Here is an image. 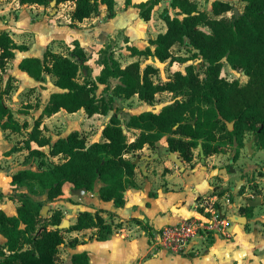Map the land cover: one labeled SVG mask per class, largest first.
<instances>
[{
	"label": "trees",
	"instance_id": "1",
	"mask_svg": "<svg viewBox=\"0 0 264 264\" xmlns=\"http://www.w3.org/2000/svg\"><path fill=\"white\" fill-rule=\"evenodd\" d=\"M52 1L57 4L75 2L71 13L74 26L75 22L91 17L101 6L105 7L108 17H114L118 0H19L21 4L30 5H48ZM132 1L124 0L127 6ZM241 1L244 2L241 13L228 16L234 7L233 0H214L210 11L201 10L194 0H171L177 13L163 15L167 29L150 38L145 48H129L132 56H155L166 61L174 59L175 46L185 45L194 50L195 57L205 61V77L190 63L185 72L175 71L168 80L156 82L154 76L159 72L158 67L151 63L142 67L139 60L123 65L115 55L111 39L99 49L102 69L94 78H81L87 52L78 40L74 41L70 55L47 49L43 58L24 57L19 63L20 69L36 80L42 79L44 73L52 74L59 89L51 93L31 129H28V121L20 122L16 111L6 105L5 97L14 84L12 77L4 82L3 76L15 51L27 46L16 43L8 31H0V127L17 133H24L26 129L25 144L14 145L9 151L27 149V156L39 159L40 166L47 165L48 155L63 156L61 162L48 168H24L13 175V185L25 186L28 192L20 193L16 214L0 209V233L6 238L0 248V264H64L60 251L66 244L65 233L96 228L95 237L104 240L114 231L113 223L103 215L104 209L82 210L74 223L61 228L63 210L57 208L52 214L43 213V201L35 200L29 190L46 192L48 200H55L64 194L68 183L74 189L86 187L94 191L97 181L101 180V199L122 206L126 189L136 184L137 165L127 154L146 145L155 147L164 137H167L169 150L178 152L187 162L193 161L194 150L200 144L207 157L233 145L236 148L233 159L238 158L247 133H252L256 146L264 149V0ZM159 2L138 3L140 16L150 20ZM225 61L233 69L244 72L247 81L227 79L223 74ZM112 79L117 83L110 87ZM99 84L105 85L101 92ZM164 91L173 93L175 99L159 111L147 109L131 114L125 127L120 117L112 114L102 131L105 140L89 143L78 129L52 140L41 128L45 117L62 109L70 113L84 109L88 116L106 115L114 108L116 96L137 95L153 103L157 94ZM227 121H234L232 130ZM129 132H133L132 137ZM45 147H49L48 152ZM218 193L223 195L225 191ZM240 212L251 217L252 207H241ZM109 216L113 218L115 214L109 212ZM116 226L121 227L122 223ZM78 241L71 238L68 244L73 246ZM71 264H91L88 252L74 253Z\"/></svg>",
	"mask_w": 264,
	"mask_h": 264
},
{
	"label": "crops",
	"instance_id": "2",
	"mask_svg": "<svg viewBox=\"0 0 264 264\" xmlns=\"http://www.w3.org/2000/svg\"><path fill=\"white\" fill-rule=\"evenodd\" d=\"M16 1L17 4L15 8L17 9L16 12L18 17L11 18L8 16L4 20L0 19V31H8L16 43L27 46L26 49H17L15 51V57L9 60L5 70L6 72L9 67L13 65L14 68L10 70V75L7 80L9 77H12V80L14 78L20 79V89L24 90L28 85H40V81L50 74L48 72L44 73L42 79L36 80L29 74L30 77L25 73L19 72L17 66L19 68V63L24 57L38 56L43 58L46 50L50 49L48 46L50 42L46 41V39H51L53 37H73L74 41L78 40L87 52L86 43L84 42L86 32L81 29L84 20L75 22L74 28L69 25V28L65 26H53L44 21L42 22V24H44L43 27H40V29L38 28V30L35 25L36 23H40V21L36 23L31 22L32 26L28 28L21 27L19 25L21 11H25L28 6L40 4H21L19 0ZM1 2L3 3L0 5V16H3L7 14L13 4L6 0H1ZM74 7H72V10ZM104 10H106L105 7ZM117 12L116 9V15ZM26 16L28 15L26 14ZM71 23L72 18L68 24L72 25ZM30 30L35 32V40L25 41L23 33L30 32ZM105 42L106 41L103 43ZM13 84L14 88L5 97V103L15 110L14 108L16 106L10 104L7 97L10 94H12V96L16 93L20 94L21 91L15 89L16 84L14 82ZM56 90H59L56 85L48 89L45 87L41 89L43 97L41 105L43 108L49 100L51 93ZM45 98L47 99L45 100ZM25 103L33 106V104H29L28 102ZM27 105L26 109L31 110L32 106L28 107ZM63 110L64 109L59 112ZM59 112L50 117H45L47 118L45 122L59 114ZM95 115L108 116L104 126L109 122L111 116L110 114ZM104 126L100 129L98 133L99 138L96 140H105L102 133ZM4 131L0 127V153L3 152L2 147L5 148V144H8V139L6 137L8 135L6 134H8L9 131H7L5 135L3 133ZM133 139L134 138H131V140ZM201 146L202 144L194 150L195 155L192 162L183 160L178 152H171L168 147L167 137L162 138L155 147L146 145L141 150L127 154L128 158L133 161L139 160V162L136 163V184L130 185L126 189L125 203L122 206L116 205L114 201H105L101 199L99 194V189L103 185L101 180L97 181L94 191L87 190L88 193L93 192V195L87 196L86 201H79V204L74 205V212H76L74 222L77 220L78 214L82 210H89L91 212H95L99 209L106 210L103 215L109 219V222L113 223V233L106 239L99 240L94 235L96 228L74 231V238H77L79 241L73 246L66 241V244L70 245L73 251L71 252L68 262H62L64 264H71V257L74 253L87 251L90 256L91 264H264V196L260 194L258 190L254 191L255 195H251L249 192H246L245 189H242L240 195H237L234 188L231 187L227 181H229L230 178H235L236 180V178L240 176L241 171L238 167L230 166V163L227 162V164H225L223 161H220V159H217V154L208 157L206 155L203 156L201 153L203 148L201 149ZM255 149L258 150L261 148L256 146ZM224 151H226V149ZM6 152H8V150H6L5 153ZM224 153L230 154V152ZM224 153L222 152L220 154L223 155ZM197 155L201 158L200 163L197 162ZM232 157L233 156H231V159ZM230 167H234L235 170L229 171L227 176H224V174L212 175V171L215 168L229 169ZM18 171L12 174L6 173L5 175V170L0 168V175L3 174V178L6 176L9 185L11 184L15 189L16 187L26 188L25 186L13 185L12 183L13 175ZM152 172L156 173L158 179H153L154 177L151 175ZM176 178H181L182 181L177 182L175 181ZM220 178L225 180L223 184L215 182V180L217 181ZM243 182L244 180L242 179L238 180L236 187L238 188ZM0 183L3 184L1 180ZM0 190L2 191L3 189L1 188ZM221 190L225 191L223 195L218 193V191ZM230 191H232V195H229L228 192ZM23 192H28V189ZM29 194L33 197L31 193ZM208 194L218 197L216 207L224 216L228 217V221L230 222L227 226L228 234L216 233L205 238L198 245V247H203L202 250L196 253H178L159 246L157 244V233L163 227L175 224L183 218L198 216L201 210L197 205V200L202 199ZM258 196L261 197L262 202L255 207L251 206V217L240 212L241 207L250 206L248 204V199H258ZM11 197H13V195L7 192L2 195L0 194V209L13 215L17 213L19 205L14 202V198ZM242 199L245 201L244 204L241 203ZM239 200L240 202L238 203ZM231 201L235 203H231ZM226 203H230L233 207L239 205V213L233 212L228 214L224 210V205ZM109 212L114 213L115 216L113 218L110 217ZM235 215L247 216L248 221L246 223H240L234 219ZM72 223H70V225ZM118 223H122V226L117 227L116 224ZM257 242H261V244ZM5 243L6 238L0 233V248H2Z\"/></svg>",
	"mask_w": 264,
	"mask_h": 264
},
{
	"label": "rangeland",
	"instance_id": "3",
	"mask_svg": "<svg viewBox=\"0 0 264 264\" xmlns=\"http://www.w3.org/2000/svg\"><path fill=\"white\" fill-rule=\"evenodd\" d=\"M6 1L13 4V6L7 12V14L0 16V19L4 20L8 16L11 18L18 17V14L16 12L17 9L15 8L17 1ZM141 1L144 0H133L132 4L127 6L124 0H118L116 4V9L118 12L115 17L108 18L107 11L104 10L103 6H101L99 7V9L97 8L94 11L91 17L83 21V27L81 29L86 32V37L84 36V42L86 43L88 57L82 62L81 78H94L100 73L102 64L100 61L99 49L103 46V42L109 39L113 41L115 55L121 60V63L123 65H126L134 60H139L142 67H144L148 63H151L154 66L158 67L159 72L154 76V80L156 82L168 80L169 78H171L175 71L185 72L186 66L190 63L195 65L197 71L202 75V77H205V61L202 57H195L194 50L187 48V46L185 45H177L173 48V60L168 59L166 61H160L155 56L145 57L131 55L129 49L130 46L145 48L150 44V38L157 36L159 32L165 31L167 29V24L163 19V15L166 12H169L171 15H175L177 13V10L172 8L171 6V0H160V2L154 7L152 11L151 19L146 21L140 16V10L137 7V4ZM194 1H197L198 6L201 10L210 11L211 4L214 0ZM2 3L3 2H1L0 0V5ZM233 6V9L227 13L228 16L238 15L239 13H241L244 8V2L241 0H233ZM72 7H74V2L72 1L61 4H57L55 2L53 4L50 3L45 6H28L25 10L26 12L24 10L21 11L19 25L21 27L28 28L32 26L31 22L36 23L40 21V23H36L35 25L38 30V28L40 29V27H43L44 24H42V22L44 21L45 23L47 22L48 24L53 26H65L66 28H69V25L70 27L74 28V26L68 24L71 19L70 16ZM26 14L28 16H26ZM201 27L204 29H208L204 25H201ZM34 33L35 32L31 30L30 32L23 33L25 41L35 40ZM46 41L50 42L48 45L50 49L63 54L70 55L72 53V49L74 48L73 37H53L51 39H46ZM186 57L188 58V60L184 61L183 58ZM13 68V65H11V67H9V69L5 72L4 82H6L8 76L10 75V70H12ZM17 69L19 72L28 75L27 72L21 70L20 68H18V66ZM223 74L227 77V79H239L241 83H245L248 79V76L244 72L233 69L226 61L224 62ZM19 81L20 79L18 78H14L12 80V82L16 84L15 89H19L21 91L20 94L16 93L13 94V96L12 94H10L7 97V100L10 104L16 106L14 109L16 111V117L19 119V121L22 123L24 121H28L30 124L28 129H31L35 117L40 114L43 108V106L41 105L43 100L41 89L44 87L48 89L49 87L54 86L55 77L49 74L48 77H44L40 81V85H28L24 88V90L20 89L21 86ZM116 83L117 80L112 79L110 82V87L115 86ZM104 87V84H99V92H101ZM46 99L47 98H45V100ZM174 99L175 96L173 95V93L168 91L158 93L153 103H147L144 100L140 99L137 95L131 98L116 96L114 101V108L109 111V114H117L118 117H120L123 126L125 127L131 114L140 113L141 111L147 109L159 111L165 104L172 102ZM25 102L33 104L31 110L26 109L27 104ZM46 119L47 118H44L41 128L43 133L47 136H50L52 140L57 139L59 136L67 135L74 129H78L82 133V135H85L87 137L88 142H92L99 138L98 133L104 126V123H106L108 116H88L84 110H80L75 113H70L66 110H63L62 112H59V114L50 118V120H47V122H45ZM24 131L26 132V129ZM25 132H9L8 136H6L8 139V144H5V148L2 147L3 152L0 153V168L2 170H5V175L6 173L12 174L13 172L24 168H48L63 160V156L48 155L47 165L40 166L39 159L27 156V149H22L20 151H9L14 145L25 144ZM3 133L5 135L7 131H4ZM128 135L132 137L133 132H129ZM253 139L254 136L252 133H247L245 135V146L241 148L238 158L233 159L234 156H236V148L233 145L227 147L226 151H223V153L230 152V154L224 153L225 156L224 154H217V159H220V161H223V163L225 164H227L228 162L230 163V166H236L241 171L240 176H238L236 180L235 178H230V180L227 181L228 184L234 188L237 195H240V191L242 189H245V191L249 192L251 195H255L254 191L258 190L259 193L264 196V149H255L256 146L253 142ZM33 146L36 147L37 145L33 143ZM6 150H8V152L5 153ZM45 150L48 152L49 147H45ZM231 156H233L232 159ZM197 158V162L200 163L201 158L199 157V155H197ZM151 175L154 177L153 179H158V176H156L155 172H152ZM227 175L228 174H224V176ZM3 176V174L0 175V180L3 183H0V187L3 189L2 191L0 190V194L2 195L6 192L12 194L13 197L11 198H14V202L19 205L20 202L17 200V198L19 197L20 193H22L23 191H27V189L24 187H16L15 189L11 184L9 185L7 177L5 176L3 178ZM240 179L244 180V182L237 188L236 185L238 183V180ZM175 181L181 182L182 180L181 178H176ZM224 181L225 180H223V178H220L217 181L215 180V182H219L221 184H223ZM29 193L33 195L34 199L43 201V213L52 214L55 209L61 208L64 212V219H69L70 223L74 222V216L76 215V212H74V205L79 204V201H86L87 196L94 194L93 192H86L84 194V196L86 195L85 197H80L77 193H74V188L70 183L66 184L64 194L56 198L55 200H48L47 194L44 192L33 193L29 190ZM228 193L229 195L233 194L232 191ZM239 202L240 200L238 201V203ZM231 203L235 202L231 201ZM241 203H245L244 199L241 200ZM224 210L228 214L233 212L239 213V205L233 207L230 205V203H226L224 205ZM65 238L67 242L71 238H74V231L71 233H65ZM257 243L261 244V242ZM200 247L196 248V251L193 250L190 252L196 253L197 251H201L203 247ZM72 251L73 249L70 245H62V249L60 251V259H62V261L65 263L68 262Z\"/></svg>",
	"mask_w": 264,
	"mask_h": 264
},
{
	"label": "built area",
	"instance_id": "4",
	"mask_svg": "<svg viewBox=\"0 0 264 264\" xmlns=\"http://www.w3.org/2000/svg\"><path fill=\"white\" fill-rule=\"evenodd\" d=\"M217 200V196L209 194L197 200L201 213L163 227L157 233V244L171 251L188 253L205 238L216 233L228 234V217L216 207Z\"/></svg>",
	"mask_w": 264,
	"mask_h": 264
},
{
	"label": "water",
	"instance_id": "5",
	"mask_svg": "<svg viewBox=\"0 0 264 264\" xmlns=\"http://www.w3.org/2000/svg\"><path fill=\"white\" fill-rule=\"evenodd\" d=\"M52 3H55V1H52ZM219 117L222 118L221 115H219ZM227 125L229 127L230 130H232L234 128V121H227ZM201 149H202V146H201ZM202 152V155L204 156V151L203 149L201 150ZM135 163L139 162V160H135L134 161ZM180 163V161H179ZM234 167H230L229 169L228 168H215L213 171H212V175L216 176L218 174H227L229 171H234ZM87 192V188L86 187H83V188H78V189H75L74 190V193H77L80 197L84 196V194ZM262 201H261V197L258 196V199H248V204L252 207H255L257 206L258 204H260ZM234 219L240 223H246L248 221V217L247 216H244V215H235L234 216ZM70 226V221L69 219H64L63 220V223L61 225H59V227L61 228H64V227H69Z\"/></svg>",
	"mask_w": 264,
	"mask_h": 264
},
{
	"label": "flooded vegetation",
	"instance_id": "6",
	"mask_svg": "<svg viewBox=\"0 0 264 264\" xmlns=\"http://www.w3.org/2000/svg\"><path fill=\"white\" fill-rule=\"evenodd\" d=\"M254 136V135H253Z\"/></svg>",
	"mask_w": 264,
	"mask_h": 264
}]
</instances>
